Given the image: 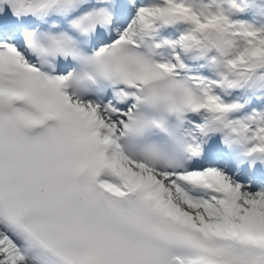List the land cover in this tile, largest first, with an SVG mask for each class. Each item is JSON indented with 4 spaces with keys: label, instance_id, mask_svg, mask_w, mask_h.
<instances>
[{
    "label": "snow or ice",
    "instance_id": "snow-or-ice-1",
    "mask_svg": "<svg viewBox=\"0 0 264 264\" xmlns=\"http://www.w3.org/2000/svg\"><path fill=\"white\" fill-rule=\"evenodd\" d=\"M0 264H264V0H0Z\"/></svg>",
    "mask_w": 264,
    "mask_h": 264
}]
</instances>
